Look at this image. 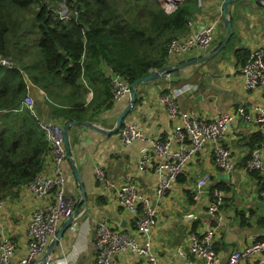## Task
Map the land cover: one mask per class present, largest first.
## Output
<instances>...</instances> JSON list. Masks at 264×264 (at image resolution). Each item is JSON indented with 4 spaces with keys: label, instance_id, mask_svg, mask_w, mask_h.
<instances>
[{
    "label": "crops",
    "instance_id": "0c3cea01",
    "mask_svg": "<svg viewBox=\"0 0 264 264\" xmlns=\"http://www.w3.org/2000/svg\"><path fill=\"white\" fill-rule=\"evenodd\" d=\"M213 18L219 21V29L210 46L196 47L168 61V67L189 62L190 65L183 70L190 72L189 78L174 83L161 76L139 84L136 102L122 123H137L147 138L170 136L174 132V120L160 99V93L167 92L169 87L183 89L177 97L180 108L182 103H187V110L204 118L220 112L234 113L239 106L264 107V88L247 90L240 74L245 59H242L243 52L250 53L264 45V1L199 0L196 11L186 17L189 29L181 36L190 35L204 24L217 21ZM227 21H230L232 34ZM226 40L225 46L216 52ZM206 55L210 57L200 60ZM33 91L40 94L37 101L43 108L46 93L35 85ZM130 99L129 95L114 101L110 109L102 108L103 111L101 109L97 114L90 110L84 119L77 121L92 123L99 129H114L119 114ZM256 132L260 133L258 123L253 118L247 120L239 115L223 137V143L232 150L235 169H218L212 160L211 144H208L188 162L173 188L163 198H157L158 177L154 167L139 168L143 149L150 144L147 139L125 146L119 138V130L104 132L84 124L71 125L68 130V158L62 163V171L66 194L76 200V211L74 222L60 237L48 264H90L95 227L101 219L113 228L133 231V216L117 201V189L128 173L135 176L140 193L148 195L157 204L158 218L151 235L159 264L184 263L178 251L187 252V238L192 230L205 228L210 195L200 192L197 197L195 194L197 181L205 175L209 176L206 188L219 187L223 192V219L214 222L218 226L214 248L219 255L225 259L235 249L263 236L264 196L260 190L264 188L260 186L264 183V173L246 168V161L255 149L250 147V137ZM156 160L155 156L152 157V163ZM72 163L78 168L80 180L76 178ZM44 164L46 172H49L53 166L49 155H46ZM98 166L104 169L106 179L112 184L96 178ZM247 185L253 187L250 192L243 190ZM4 202L5 206L0 210V237H8L14 242L13 260L17 261L27 254V224L39 200L27 186H22L16 193L5 196ZM83 253L85 255L80 261ZM118 262L149 264L144 257L130 250L121 253Z\"/></svg>",
    "mask_w": 264,
    "mask_h": 264
},
{
    "label": "trees",
    "instance_id": "16d2710c",
    "mask_svg": "<svg viewBox=\"0 0 264 264\" xmlns=\"http://www.w3.org/2000/svg\"><path fill=\"white\" fill-rule=\"evenodd\" d=\"M198 1L168 11L159 0H0V55L16 62L0 64V199L33 181L50 151L36 119L17 109L27 92L20 69L46 93L41 115L64 124L84 119L114 102L105 69L133 84L168 67L166 44L188 31ZM59 2L77 14L60 19L50 5ZM248 56L244 51L242 64ZM262 139L253 133L251 149Z\"/></svg>",
    "mask_w": 264,
    "mask_h": 264
},
{
    "label": "built area",
    "instance_id": "2783aa9c",
    "mask_svg": "<svg viewBox=\"0 0 264 264\" xmlns=\"http://www.w3.org/2000/svg\"><path fill=\"white\" fill-rule=\"evenodd\" d=\"M159 1L168 11H172L183 0ZM62 7L69 9L65 3ZM53 9L57 12L55 8ZM74 14H77V11H58L60 19H68ZM216 24L217 21L209 22L190 35L171 39L166 44L168 60L179 58L196 47L210 46L214 40ZM9 59L0 55V64L6 67L16 66L15 61ZM240 74L247 90L264 88V45L250 51L240 68ZM106 75L110 78L113 101L130 95L132 84L127 77L112 68L107 69ZM164 76L170 81V72L165 73ZM24 78L27 92L17 109L27 111L45 132L50 146L48 155L51 157L53 166L49 172H46L44 164V169L26 185L27 189L39 200L27 224V254L14 261L15 244L8 237L2 236L0 237V264H40L42 255L64 221L74 216L76 211V200L66 194L62 171V163L68 158L64 142L66 124L63 120L46 118L40 114L39 103L32 92L34 84L27 76ZM167 89V92L164 90L160 93V99L167 106L168 113L174 120V132L170 136L147 138L135 122H124L119 128V138L125 146L139 139L149 141V146L143 149L140 156L139 168L143 170L154 167L158 177L157 198H163L173 188L188 162L208 144H211L212 160L218 169L224 171L235 169L232 150L223 143V137L228 126L239 115L247 120L253 118L263 135L260 145L252 150L251 156L246 161V168L264 173L263 106L253 105L249 108L239 106L234 113L220 112L211 118H204L195 111H182L179 108L177 97L183 93L182 88L170 89L169 87ZM154 156L157 160L152 163ZM95 175L98 180L112 184L106 179L101 166L96 167ZM208 181V175L202 176L196 183L195 193L197 197L200 192L210 195L206 226L202 231L192 230L189 233L187 252L182 249L178 251V255L184 259L182 264H264V235L235 249L225 259L215 250L214 237L218 226H215L214 222H220L223 219L221 215L223 192L219 187L206 188ZM262 186L263 184L260 188ZM260 194L264 196V190H260ZM117 201L133 216L134 229L131 232L124 231L109 226L105 219L99 220L95 227L92 245L93 258L90 264H119V256L126 250L144 257L149 264H159L151 235L158 218L157 204L148 195L140 193L136 178L130 173L126 175L117 189ZM4 206L3 198L0 199V210Z\"/></svg>",
    "mask_w": 264,
    "mask_h": 264
},
{
    "label": "water",
    "instance_id": "95a60500",
    "mask_svg": "<svg viewBox=\"0 0 264 264\" xmlns=\"http://www.w3.org/2000/svg\"><path fill=\"white\" fill-rule=\"evenodd\" d=\"M227 25H228L229 29H231L230 30V34H232L233 31H232V28H231L230 21H227ZM226 42H227V40L223 42V44L216 50V52H218L219 50H221L225 46ZM209 57L210 56L206 55L205 57L200 58V60H205L206 58H209ZM198 60L199 59L194 60L193 63L197 62ZM188 65H190L189 62H184V63H182L180 65H177V66H174V67H165V68L160 69V70H153L149 74H147L146 76H143V77L138 78L132 84V90H131V93H130V98H131L130 99V102L123 109V111L119 114V116L117 118V121H116V127L114 129H111V130L99 129L97 126H95L92 123H86V122L77 121V120L68 122L65 125V132H64V142H65L66 148H69L68 130H69V127L71 125L84 124V125L93 127L94 129H98V130H101V131H104V132H111V131H117V130H119V128L122 125V121L124 120L126 114L131 110V108L133 107V105L136 102V95H137V88L135 87L136 84H142L144 82H148V81L155 80V79H157V78H159L161 76H164L165 73H168V72L171 73V77H170V81L171 82L176 83V82H179L182 79H188L189 78V75H190V72L183 71L184 70V67H186ZM72 167H73V170L75 172L76 178L78 180H80V176H79V173H78V168L76 167L75 163H72ZM73 222H74V216L69 217L68 219H66L64 221V223L62 224V226L58 230L56 236L52 239V241L50 242L47 250L43 254L40 264H48L49 263V260L51 258L52 250H54L56 248V246H57V244L59 242L60 237L63 236V234L66 231V229ZM84 255H85L84 253L81 255L80 261L82 260V258L84 257Z\"/></svg>",
    "mask_w": 264,
    "mask_h": 264
},
{
    "label": "rangeland",
    "instance_id": "374dc122",
    "mask_svg": "<svg viewBox=\"0 0 264 264\" xmlns=\"http://www.w3.org/2000/svg\"><path fill=\"white\" fill-rule=\"evenodd\" d=\"M64 3H65V5L67 6V3L66 2H59V3H54V4H50V5H53V7L56 9V11H57V13H58V11L59 10H65L66 12H70V10L68 9V8H64V7H62V5H64ZM212 20H217V18H213ZM218 29H219V21L217 20V24H216V28H215V33H216V30H217V32H218ZM29 36L30 37H33V34H31V33H29ZM214 37H215V34H214ZM9 59V58H8ZM10 60V59H9ZM16 63V62H15ZM18 66V65H17ZM20 72L21 73H25L26 75H24V77L25 76H27V78H29L28 77V74L24 71V69L22 68V69H20ZM25 79V78H24ZM177 83V82H176ZM174 85V84H173ZM174 88H176V87H174ZM177 89H181V87H178ZM33 94H34V97L37 99V100H39V95L40 94H36V92H34L33 91ZM177 103H178V99H177ZM187 103H182V106H181V108H180V106H179V108L182 110V111H186L187 110ZM43 108H45V106L43 107ZM194 110H197V109H194ZM253 189V187L251 186V185H247L246 186V188L245 189H243L244 191H247V192H250L251 190Z\"/></svg>",
    "mask_w": 264,
    "mask_h": 264
}]
</instances>
